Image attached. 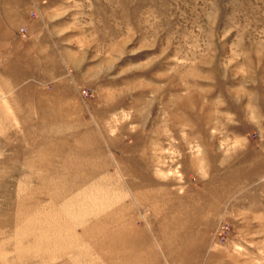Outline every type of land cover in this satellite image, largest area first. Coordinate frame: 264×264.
Wrapping results in <instances>:
<instances>
[{"label":"rangeland","instance_id":"374dc122","mask_svg":"<svg viewBox=\"0 0 264 264\" xmlns=\"http://www.w3.org/2000/svg\"><path fill=\"white\" fill-rule=\"evenodd\" d=\"M0 264H264V0H0Z\"/></svg>","mask_w":264,"mask_h":264}]
</instances>
